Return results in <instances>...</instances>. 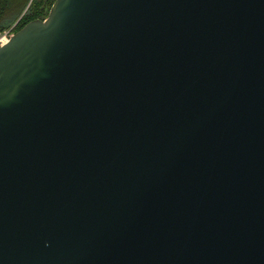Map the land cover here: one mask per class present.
<instances>
[{"label": "water", "instance_id": "water-1", "mask_svg": "<svg viewBox=\"0 0 264 264\" xmlns=\"http://www.w3.org/2000/svg\"><path fill=\"white\" fill-rule=\"evenodd\" d=\"M0 264H264V0H55L1 45Z\"/></svg>", "mask_w": 264, "mask_h": 264}, {"label": "trees", "instance_id": "trees-1", "mask_svg": "<svg viewBox=\"0 0 264 264\" xmlns=\"http://www.w3.org/2000/svg\"><path fill=\"white\" fill-rule=\"evenodd\" d=\"M55 0H0V34L16 24L19 31L35 19L49 15Z\"/></svg>", "mask_w": 264, "mask_h": 264}, {"label": "built area", "instance_id": "built-area-1", "mask_svg": "<svg viewBox=\"0 0 264 264\" xmlns=\"http://www.w3.org/2000/svg\"><path fill=\"white\" fill-rule=\"evenodd\" d=\"M15 26H16V24L4 31L5 35H4L3 39L0 41V43H1L0 46L7 43L9 41L10 37L15 33L14 32Z\"/></svg>", "mask_w": 264, "mask_h": 264}, {"label": "rangeland", "instance_id": "rangeland-1", "mask_svg": "<svg viewBox=\"0 0 264 264\" xmlns=\"http://www.w3.org/2000/svg\"><path fill=\"white\" fill-rule=\"evenodd\" d=\"M4 35H5V32H3V33L0 34V41L3 39Z\"/></svg>", "mask_w": 264, "mask_h": 264}]
</instances>
